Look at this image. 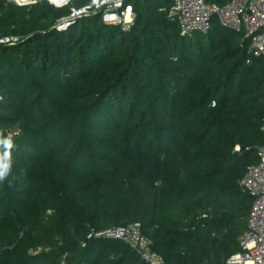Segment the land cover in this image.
<instances>
[{"label":"trees","instance_id":"1","mask_svg":"<svg viewBox=\"0 0 264 264\" xmlns=\"http://www.w3.org/2000/svg\"><path fill=\"white\" fill-rule=\"evenodd\" d=\"M126 2L129 31L101 11L59 31L73 6L0 0V264H147L97 236L134 223L167 264L242 252L264 57L216 18L182 35L175 0Z\"/></svg>","mask_w":264,"mask_h":264},{"label":"built area","instance_id":"2","mask_svg":"<svg viewBox=\"0 0 264 264\" xmlns=\"http://www.w3.org/2000/svg\"><path fill=\"white\" fill-rule=\"evenodd\" d=\"M109 1L101 4L102 8L98 11L103 12V16L106 14V23L129 31L135 19L132 4L126 0ZM96 5L91 3L74 8L57 29L67 30L73 20L96 11ZM171 14L178 19L182 35L207 33L216 18L223 27L243 34L249 56L264 57V0H231L221 6L207 0H175ZM17 40L6 38L0 42L12 43ZM257 156L258 162L249 166L240 181L242 191L252 198L248 229L241 241L242 252L230 257L227 264H264V146L258 149ZM97 236L125 241L147 264H167L162 256L152 250L151 241L143 235L139 223L111 228Z\"/></svg>","mask_w":264,"mask_h":264},{"label":"rangeland","instance_id":"3","mask_svg":"<svg viewBox=\"0 0 264 264\" xmlns=\"http://www.w3.org/2000/svg\"><path fill=\"white\" fill-rule=\"evenodd\" d=\"M15 3H17L18 5H20V6H24V5H31V4H34V3H36V2H40V1H48L49 3H51V4H53L55 7H57V8H61V7H64V6H67V5H69V6H73V5H77V3L75 2V1H77V0H65V1H61V2H56V4L55 3H53V2H51V0H30V1H27V2H19V1H17V0H13ZM68 1V3L67 4H65V5H59V4H63V3H65V2H67ZM105 1H108V2H110L109 0H90V2L88 3V4H91V3H94V4H97L96 6H94V8H98V9H96V11H98V10H100L101 8H102V5L101 4H103ZM75 6H73V9L75 8ZM72 9V10H73ZM96 11H92V12H96ZM90 15V14H89ZM79 19V18H78ZM103 20L105 21V22H107V16H106V14L103 16Z\"/></svg>","mask_w":264,"mask_h":264},{"label":"clouds","instance_id":"4","mask_svg":"<svg viewBox=\"0 0 264 264\" xmlns=\"http://www.w3.org/2000/svg\"><path fill=\"white\" fill-rule=\"evenodd\" d=\"M0 145H3L5 148L10 149L12 147V142L10 139H2L0 140ZM7 153H5V156L3 158H0V180H3L8 171H9V163L5 162Z\"/></svg>","mask_w":264,"mask_h":264},{"label":"bare ground","instance_id":"5","mask_svg":"<svg viewBox=\"0 0 264 264\" xmlns=\"http://www.w3.org/2000/svg\"><path fill=\"white\" fill-rule=\"evenodd\" d=\"M17 1H19V2H27V1H30V0H17ZM61 1H65V0H51V2H53L55 4H56V2H61Z\"/></svg>","mask_w":264,"mask_h":264}]
</instances>
